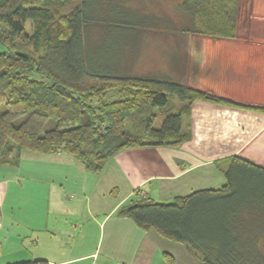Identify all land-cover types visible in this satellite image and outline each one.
<instances>
[{"label": "trees", "instance_id": "1", "mask_svg": "<svg viewBox=\"0 0 264 264\" xmlns=\"http://www.w3.org/2000/svg\"><path fill=\"white\" fill-rule=\"evenodd\" d=\"M125 1L0 0V39L8 47L0 51V164L17 166L25 150L63 152L99 174L121 150L180 146L191 138V103L224 101L166 73L126 72L125 45H134L149 17ZM179 6L185 21L176 31L235 36L237 0ZM174 98L181 105L171 113ZM214 164L224 177L219 189L170 202L136 190L117 214L183 244L201 264H264V167L237 155Z\"/></svg>", "mask_w": 264, "mask_h": 264}, {"label": "crops", "instance_id": "2", "mask_svg": "<svg viewBox=\"0 0 264 264\" xmlns=\"http://www.w3.org/2000/svg\"><path fill=\"white\" fill-rule=\"evenodd\" d=\"M183 53V83L224 101L191 103V138L180 146L121 150L99 174L63 152L25 150L17 166L0 164V264H201L117 210L136 190L170 202L219 189L220 158L264 167V0H237L233 38L189 34Z\"/></svg>", "mask_w": 264, "mask_h": 264}, {"label": "rangeland", "instance_id": "3", "mask_svg": "<svg viewBox=\"0 0 264 264\" xmlns=\"http://www.w3.org/2000/svg\"><path fill=\"white\" fill-rule=\"evenodd\" d=\"M180 0H127L125 4L134 9L141 16L149 17L147 25L139 32L134 45H125L126 72L135 74L166 73L174 80L184 82L183 49L189 34L180 33L178 27L185 21V15L179 6ZM150 21V22H149ZM30 21L25 23V30L29 33ZM139 26V25H138ZM144 24L140 25V27ZM1 32V30H0ZM0 51H8L7 45L0 39ZM173 54V60L171 56ZM123 65V63H122ZM179 69L178 75L176 70ZM177 76L178 78H175ZM176 111L181 102L173 99ZM164 115H159L154 126L159 127ZM27 151V150H26ZM27 164V160H24Z\"/></svg>", "mask_w": 264, "mask_h": 264}]
</instances>
